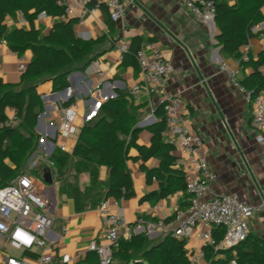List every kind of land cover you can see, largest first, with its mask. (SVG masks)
Returning <instances> with one entry per match:
<instances>
[{
  "label": "crops",
  "instance_id": "obj_1",
  "mask_svg": "<svg viewBox=\"0 0 264 264\" xmlns=\"http://www.w3.org/2000/svg\"><path fill=\"white\" fill-rule=\"evenodd\" d=\"M122 1L126 10L120 21H113L108 8L103 5L88 13L83 23L78 21L75 24L77 36L95 41V57L86 68L74 70L68 75V88L54 91L50 79L40 80L37 87L43 104L35 128L40 138L28 164H46L42 170L30 174L40 177L45 184L43 194L48 201L49 212L54 216L53 233L60 237L64 227L69 230L56 242L57 256L70 253L75 257L80 254L70 264H80L87 258L92 251L90 243L93 240L102 246H109L104 238L105 223L97 207L104 199L115 200L107 196L109 170L106 166L72 157L65 167L59 169L49 161L56 148L61 149L60 144L67 146V151L61 149L66 153H71L76 144L78 134L64 136L60 133L61 112L70 106L74 108L76 123L81 128L86 121L97 116L102 103L124 91L140 117L138 126H141V131L136 143L150 147L153 139L151 127L161 119L159 110L164 116L162 101L178 95L191 113L193 129L204 140V152L214 175L205 198L236 194L253 205H259L264 200L263 147L257 142L251 126L252 105L245 93L232 83L227 72L220 68L225 64L237 69L240 60L222 52L216 40L219 32L216 24L212 26L198 20L182 0ZM225 1L235 3L238 0ZM260 9L264 15V5ZM78 11L75 10L72 18L79 19ZM70 18L40 13L34 19V26L44 37L57 21ZM109 20L115 22L116 30L112 36H108ZM5 23L10 29L30 28V22L21 10L8 14ZM254 35L249 39L248 46L241 47V52L249 50L250 55L257 58L263 52L262 40L259 35ZM136 36L143 38L142 47L157 42L172 61L173 71L165 89L159 93L148 95L132 91L140 80V70L124 65V54L118 48L123 40H127L130 46ZM3 40L0 38V78L7 83L21 85L24 72L18 68L19 58L23 55L28 64L32 51L19 54ZM252 71V67L240 69L237 76L239 82ZM261 93L264 96V89ZM70 100L73 101L68 104ZM13 109H7V116L13 114ZM128 150L130 158L127 167L136 195L118 200L119 206L133 232L142 231L151 243H157L168 233L157 223L163 221L176 226L177 211L185 210L180 206L188 201V193L180 190L167 198L142 201L147 193L160 188L156 179L147 182L143 166L156 168L160 160L155 157L145 160L140 157L135 145H130ZM173 153L177 155L174 150ZM5 163L17 171L13 161L6 159ZM250 233L264 238V212H258L251 218ZM202 248L203 242L196 233L187 239L188 255ZM201 264H207L205 258Z\"/></svg>",
  "mask_w": 264,
  "mask_h": 264
},
{
  "label": "trees",
  "instance_id": "obj_2",
  "mask_svg": "<svg viewBox=\"0 0 264 264\" xmlns=\"http://www.w3.org/2000/svg\"><path fill=\"white\" fill-rule=\"evenodd\" d=\"M214 4V22L219 29L216 35L217 44L221 46L223 53L238 58L244 67L253 68L240 84L255 96L264 89V76L259 70L264 62V51L257 58L251 56L245 61L241 47L247 45L249 39L255 36L251 32V26L264 19L260 9L264 0H238L235 3L214 0ZM95 6L103 4L95 1L90 3V7ZM15 10L23 12L30 22L29 29H10L7 26L6 16ZM44 11L55 17L64 15V7L58 4V0H0V38L5 39L9 47L19 54L32 51L21 85L7 83L0 78V120L7 117L8 108H15L20 119L16 127L0 130V186L9 184L22 173H32L46 167L45 163H38L29 169L28 164L40 138L35 131L43 111L41 94L37 90L39 81L50 79L54 91L64 90L69 86L68 75L74 70L86 68L95 57V41L85 40L75 33L74 26L79 21L78 18L57 21L50 33L41 37L34 26V19ZM107 25L108 36H112L116 30L115 22L109 20ZM142 45L143 38L136 36L124 53L122 63L133 67L135 71L140 70L137 51ZM161 112L162 110L158 112L160 121L151 127V146H140L136 143L141 131L137 108L130 105L124 91H119L116 97L101 104L95 118L86 121L80 128L72 152L66 153L56 148L49 161L59 169L65 167L72 157L106 166L109 170L106 181L107 196L117 200L129 199L136 195L133 178L127 167V160L130 158L129 146L135 145L140 151V157L145 160L150 157L160 160V165L156 168L143 166L147 182L156 179L160 188L147 193L142 201L151 198L163 199L180 190H186L185 171L174 165V148L160 134L165 126ZM6 159L16 163L17 171L6 165ZM188 207V201L180 206L183 209ZM223 235L222 226L214 229V236L218 240ZM186 241L168 232L161 241L151 243L145 233L132 232L130 239L122 238L118 246H113L111 264H130L136 260H140L139 264H192ZM204 252L207 264H232L233 260L237 264H264V238L250 233L246 240L233 247L215 248L206 245ZM99 261L98 252L92 250L80 264H99Z\"/></svg>",
  "mask_w": 264,
  "mask_h": 264
},
{
  "label": "built area",
  "instance_id": "obj_3",
  "mask_svg": "<svg viewBox=\"0 0 264 264\" xmlns=\"http://www.w3.org/2000/svg\"><path fill=\"white\" fill-rule=\"evenodd\" d=\"M105 5L113 21H120L125 14L126 6L122 0H58L64 7V15L72 17L78 9L79 22L83 23L86 15L98 6L90 7V3ZM198 20L211 23L214 20V0H182ZM44 11L41 15H46ZM251 32L260 36L264 51V19L251 26ZM4 42H7L5 39ZM245 46H248L245 45ZM129 48L127 40L119 45L123 55ZM251 57L249 50L243 53V60ZM140 67V80L134 86L133 93L143 92L148 95L159 93L166 87L173 71V64L157 42H151L137 51ZM18 68L25 72L26 58L20 55ZM221 70L227 72L232 83L243 91L247 101L252 105L251 126L255 132L257 142L263 147L264 155V96H252L237 79L240 69L244 65L239 61L238 68L225 64ZM264 76V62L259 66ZM165 126L161 130L163 139L171 144L176 151L175 166L185 171L186 192L189 194V207L177 211L178 224L169 225L163 221L157 224L163 230L172 233L179 239H188L196 233L203 245L215 248H230L246 240L250 234V220L258 212H264V200L259 205H253L238 195H216L205 198L214 175L208 165L204 152V140L193 129L191 113L178 95H173L162 101ZM76 112L72 106L64 108L60 117V133L64 136L78 134L80 126L76 123ZM17 110L13 114L0 120V130L16 127L19 123ZM63 151L68 148L60 144ZM45 184L40 177L30 173H22L5 186H0V264H70L74 258L70 253L57 256L56 242L68 233L63 228L59 237L52 231L54 216L49 212L48 201L43 190ZM98 210L105 223L104 238L109 246H102L96 240L90 243V250L99 254V264L113 262V246H118L120 239H130L133 230L129 228L122 208L117 199L102 200ZM224 228L223 237L218 240L214 236V229ZM151 229V225H149ZM11 250L20 251L15 255ZM192 264H201L205 258L204 248L193 251L189 255ZM140 262V260L135 261ZM232 264H237L235 260Z\"/></svg>",
  "mask_w": 264,
  "mask_h": 264
},
{
  "label": "rangeland",
  "instance_id": "obj_4",
  "mask_svg": "<svg viewBox=\"0 0 264 264\" xmlns=\"http://www.w3.org/2000/svg\"><path fill=\"white\" fill-rule=\"evenodd\" d=\"M139 119H140V117H139ZM34 166H35V164H31V166H29V169L33 168ZM59 177H60V176H59ZM63 180H64V177H63ZM71 185H73V184H71ZM69 187H70V185H69ZM11 252H12L13 254H15V255L20 254V251L11 250Z\"/></svg>",
  "mask_w": 264,
  "mask_h": 264
},
{
  "label": "water",
  "instance_id": "obj_5",
  "mask_svg": "<svg viewBox=\"0 0 264 264\" xmlns=\"http://www.w3.org/2000/svg\"><path fill=\"white\" fill-rule=\"evenodd\" d=\"M72 19V17L69 19V20H71ZM211 24H212V26H214L215 25V22H214V20H212L211 21ZM39 120H40V117H39ZM141 127V126H140ZM140 233H143L142 231H138L137 232V234H140ZM140 262H137L136 264H139Z\"/></svg>",
  "mask_w": 264,
  "mask_h": 264
}]
</instances>
